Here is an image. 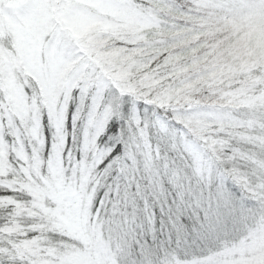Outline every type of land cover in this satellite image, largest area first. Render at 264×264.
<instances>
[{
	"label": "clouds",
	"instance_id": "obj_1",
	"mask_svg": "<svg viewBox=\"0 0 264 264\" xmlns=\"http://www.w3.org/2000/svg\"><path fill=\"white\" fill-rule=\"evenodd\" d=\"M0 10V264H264V0Z\"/></svg>",
	"mask_w": 264,
	"mask_h": 264
},
{
	"label": "rangeland",
	"instance_id": "obj_2",
	"mask_svg": "<svg viewBox=\"0 0 264 264\" xmlns=\"http://www.w3.org/2000/svg\"><path fill=\"white\" fill-rule=\"evenodd\" d=\"M9 8L11 9H20L27 3V0H7ZM0 20H7L9 23L12 22V16L5 14L0 10Z\"/></svg>",
	"mask_w": 264,
	"mask_h": 264
},
{
	"label": "snow or ice",
	"instance_id": "obj_3",
	"mask_svg": "<svg viewBox=\"0 0 264 264\" xmlns=\"http://www.w3.org/2000/svg\"><path fill=\"white\" fill-rule=\"evenodd\" d=\"M117 151H119V148H117ZM173 211H176L177 215H180L181 216V220H183V216L181 215V213L183 212V209H180V210L173 209ZM201 264H211V257H209L207 262H201Z\"/></svg>",
	"mask_w": 264,
	"mask_h": 264
},
{
	"label": "trees",
	"instance_id": "obj_4",
	"mask_svg": "<svg viewBox=\"0 0 264 264\" xmlns=\"http://www.w3.org/2000/svg\"><path fill=\"white\" fill-rule=\"evenodd\" d=\"M156 212H157V215H158V214H159V210L157 209ZM187 222H188V221L185 219V223H187ZM156 223H157V226H158V225H159V221L157 220Z\"/></svg>",
	"mask_w": 264,
	"mask_h": 264
}]
</instances>
